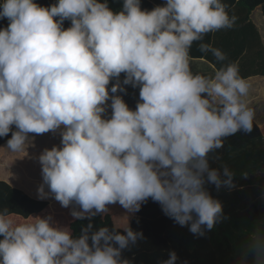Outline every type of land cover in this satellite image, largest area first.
Returning a JSON list of instances; mask_svg holds the SVG:
<instances>
[{"label": "trees", "instance_id": "obj_1", "mask_svg": "<svg viewBox=\"0 0 264 264\" xmlns=\"http://www.w3.org/2000/svg\"><path fill=\"white\" fill-rule=\"evenodd\" d=\"M0 1L18 37L16 71L0 77V264H264V126L235 106L211 102L198 113L161 171L148 156L96 172L73 151L5 153L30 109L83 104L101 52L150 36L182 0H163L160 11L150 0ZM259 7L264 16V0H194L179 27L164 30L222 77H264ZM87 9L109 13L96 44L82 27ZM123 207L135 218L117 224Z\"/></svg>", "mask_w": 264, "mask_h": 264}, {"label": "crops", "instance_id": "obj_2", "mask_svg": "<svg viewBox=\"0 0 264 264\" xmlns=\"http://www.w3.org/2000/svg\"><path fill=\"white\" fill-rule=\"evenodd\" d=\"M161 1L150 0L158 11L166 4ZM190 4H194V0L177 2L174 10L168 13L165 25L161 20L150 36L103 50L100 69L95 76V91L83 104H76L70 110L30 109L28 118L14 129L6 155L29 153L53 157L73 151L83 168L96 172L105 161L130 159L138 162L145 156L157 160V167H165L176 152L185 148L193 118L207 111L211 102L237 107L262 128L264 102L253 98L263 92L261 82L264 83V77L246 80L222 77L213 64L204 58L189 57L181 42L165 33V26L170 31L176 25L179 27L177 21L186 17ZM108 20V11L93 13L87 9L82 27L89 30L92 44L97 42L92 40L94 32L90 31L103 28L105 34ZM252 21L264 44L261 7L253 12ZM28 28L31 31L38 29L30 24ZM15 37L16 27L5 21V8L0 1V77L5 71L11 70L13 74L16 71L11 64L10 51L18 38ZM20 55V51L16 53L17 61ZM249 85L258 88L251 90L250 87L246 91ZM245 94H249L248 99ZM68 137L77 143H71L72 146L62 144L55 150L51 149L56 146L29 151L39 142L54 141L55 145L56 140ZM116 148L122 149V153H117ZM87 150L92 152L88 154ZM159 156L162 158L158 159Z\"/></svg>", "mask_w": 264, "mask_h": 264}, {"label": "rangeland", "instance_id": "obj_3", "mask_svg": "<svg viewBox=\"0 0 264 264\" xmlns=\"http://www.w3.org/2000/svg\"><path fill=\"white\" fill-rule=\"evenodd\" d=\"M88 31V34H89V30H87ZM90 32H94L93 34H92V40L95 42H98L102 37H103V34H104V30H103V28H98L97 30H95V31H90ZM92 42V41H91ZM259 80V79H258ZM259 81H262V79L261 80H259ZM262 84H261V86H262V90H263V92L261 91V93L258 95V96H256L255 98H253V100H256V101H258V100H261V101H263L264 102V83L263 82H261ZM245 85V84H244ZM254 85H252V87H253ZM252 90H255V88L254 89H252ZM254 105H256V103H254ZM56 141H58L55 145H53V142L54 141H51V142H49V143H46L47 141H42V142H39L38 144L39 145H37V144H34L33 145V148L30 150L29 149V151H34V150H40L41 148L42 149H45L46 147H52V146H56V147H53V149H51V150H55V148H59L60 147V145H66V146H69V145H71L72 146V144L71 143H74V144H76L77 143V141L76 140H70V137H68V139H65V140H56ZM44 143H46V144H44ZM43 144V145H42ZM118 147H120V146H118L117 145V148ZM116 148V152L117 153H122V149H117ZM87 152H88V154L89 153H91L92 151L91 150H87ZM161 159L162 158V156H159L158 157V159ZM154 163H155V165H157V160H154ZM157 167V166H156ZM158 170L160 171V170H163V165L161 166V165H159L158 167ZM160 175V174H159ZM260 205V207L262 208V210L264 211V199H262V201H260V203H259ZM129 212V213H128ZM125 213H127V217L124 215ZM128 215H129V217H128ZM135 214L133 213H131L130 212V207H127V210L125 209V207H123V209L119 212V213H115L114 214V218H115V220H116V223L118 224V221H120V222H122V221H126V220H128L129 222H130V220H132L133 218H135V216H134ZM119 228L121 227V226H119V225H117Z\"/></svg>", "mask_w": 264, "mask_h": 264}]
</instances>
